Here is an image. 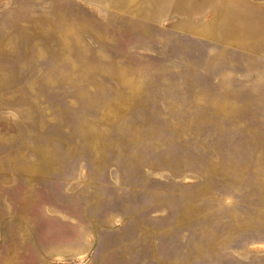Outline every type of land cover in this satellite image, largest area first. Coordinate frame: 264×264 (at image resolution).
<instances>
[{"label": "rangeland", "instance_id": "1", "mask_svg": "<svg viewBox=\"0 0 264 264\" xmlns=\"http://www.w3.org/2000/svg\"><path fill=\"white\" fill-rule=\"evenodd\" d=\"M0 264H264V0H0Z\"/></svg>", "mask_w": 264, "mask_h": 264}]
</instances>
